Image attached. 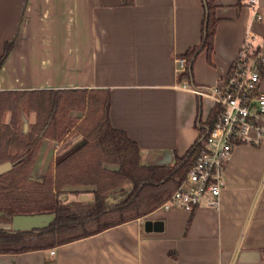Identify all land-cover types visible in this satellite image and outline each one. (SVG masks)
<instances>
[{"label": "crops", "instance_id": "1", "mask_svg": "<svg viewBox=\"0 0 264 264\" xmlns=\"http://www.w3.org/2000/svg\"><path fill=\"white\" fill-rule=\"evenodd\" d=\"M206 1L0 0V90L106 88L111 121L139 143L141 164L173 165L201 139L215 107L212 98L179 86L178 59L197 48L187 65L191 83L210 88L229 73L247 37L264 53V0L261 18L248 0H214L218 24L209 61L202 47ZM9 41L13 48L3 57ZM35 120L34 112L23 113V130ZM55 142L43 139L32 175L47 171ZM65 190L70 200L93 201L96 186ZM208 201L206 195L190 212L161 204L53 248L0 253V264H264V142L235 148L220 208ZM148 219L162 224L148 231Z\"/></svg>", "mask_w": 264, "mask_h": 264}, {"label": "trees", "instance_id": "2", "mask_svg": "<svg viewBox=\"0 0 264 264\" xmlns=\"http://www.w3.org/2000/svg\"><path fill=\"white\" fill-rule=\"evenodd\" d=\"M133 5L135 0H123ZM214 0H207L202 47L209 61L215 44L218 19ZM13 42H6L3 57ZM197 48L185 57L191 62ZM191 71L182 77L191 80ZM82 111V116L72 114ZM215 106L208 127L215 124ZM10 112V121L5 122ZM36 114L28 131L22 127L23 113ZM70 135L77 142H65ZM64 143L47 171L32 175L43 139ZM202 146L197 141L173 165H142L141 147L110 116V92L106 88H49L0 90V219L16 215L53 214L47 229L0 231V253L49 249L110 227L143 217L158 209L178 188L194 164ZM116 164L117 170L105 167ZM129 185L128 188L126 185ZM69 185H95L94 201L62 203L61 192ZM126 187V188H125ZM119 192L121 200L109 198Z\"/></svg>", "mask_w": 264, "mask_h": 264}, {"label": "built area", "instance_id": "3", "mask_svg": "<svg viewBox=\"0 0 264 264\" xmlns=\"http://www.w3.org/2000/svg\"><path fill=\"white\" fill-rule=\"evenodd\" d=\"M259 0H248L258 14ZM181 88L212 98L217 107L215 124L208 127L199 141L202 146L187 176L161 208L193 211L209 195V205L220 208L225 171L238 145L264 142V53L250 37L243 42L229 73L213 87L198 86L182 77L188 60L178 59ZM54 253V250H52Z\"/></svg>", "mask_w": 264, "mask_h": 264}, {"label": "water", "instance_id": "4", "mask_svg": "<svg viewBox=\"0 0 264 264\" xmlns=\"http://www.w3.org/2000/svg\"><path fill=\"white\" fill-rule=\"evenodd\" d=\"M6 168L7 165H1L0 172ZM109 198L113 199L114 197L110 195ZM81 199L83 200V197ZM118 199L121 200V196ZM54 218L53 214L16 215L12 220H0V231L23 232L47 229ZM158 223L162 224L161 221L148 219L145 222V229L148 231L157 229Z\"/></svg>", "mask_w": 264, "mask_h": 264}, {"label": "rangeland", "instance_id": "5", "mask_svg": "<svg viewBox=\"0 0 264 264\" xmlns=\"http://www.w3.org/2000/svg\"><path fill=\"white\" fill-rule=\"evenodd\" d=\"M80 112H82V111H80ZM83 113V112H82ZM8 116L6 115V120H8ZM80 136H76V135H70L69 137H68V139L65 141V142H77L78 140H80ZM64 142V143H65ZM64 143H62V142H55V155H56V153H57V151L58 150H61L62 149V147H63V145H64ZM41 148V147H40ZM55 155H54V157H55ZM75 193H77V192H75ZM69 193L64 189V191L63 192H61L60 193V195H59V198H60V200L62 201V203H66V204H72V205H74V204H77V203H79V201H82V202H86V203H91V202H93L94 200V198H92L91 200H93V201H88V200H81L80 198H77V199H75V200H70L69 198Z\"/></svg>", "mask_w": 264, "mask_h": 264}]
</instances>
